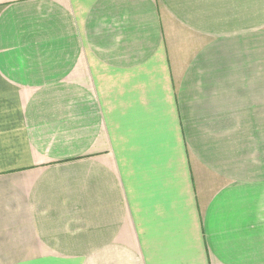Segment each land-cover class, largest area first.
<instances>
[{"label":"crops","instance_id":"1","mask_svg":"<svg viewBox=\"0 0 264 264\" xmlns=\"http://www.w3.org/2000/svg\"><path fill=\"white\" fill-rule=\"evenodd\" d=\"M0 264H264V0H0Z\"/></svg>","mask_w":264,"mask_h":264}]
</instances>
